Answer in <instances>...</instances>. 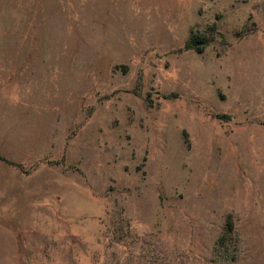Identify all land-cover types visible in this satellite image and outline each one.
Listing matches in <instances>:
<instances>
[{"label": "rangeland", "instance_id": "1", "mask_svg": "<svg viewBox=\"0 0 264 264\" xmlns=\"http://www.w3.org/2000/svg\"><path fill=\"white\" fill-rule=\"evenodd\" d=\"M0 264H264V0H0Z\"/></svg>", "mask_w": 264, "mask_h": 264}, {"label": "trees", "instance_id": "2", "mask_svg": "<svg viewBox=\"0 0 264 264\" xmlns=\"http://www.w3.org/2000/svg\"><path fill=\"white\" fill-rule=\"evenodd\" d=\"M208 44V39L205 36L191 34L187 41L185 42V49H195L197 51H202L203 48Z\"/></svg>", "mask_w": 264, "mask_h": 264}]
</instances>
